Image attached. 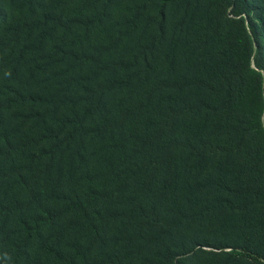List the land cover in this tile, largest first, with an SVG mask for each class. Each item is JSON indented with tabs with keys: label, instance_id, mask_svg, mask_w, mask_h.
Here are the masks:
<instances>
[{
	"label": "trees",
	"instance_id": "1",
	"mask_svg": "<svg viewBox=\"0 0 264 264\" xmlns=\"http://www.w3.org/2000/svg\"><path fill=\"white\" fill-rule=\"evenodd\" d=\"M0 264H264V0H0Z\"/></svg>",
	"mask_w": 264,
	"mask_h": 264
}]
</instances>
